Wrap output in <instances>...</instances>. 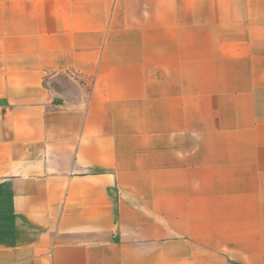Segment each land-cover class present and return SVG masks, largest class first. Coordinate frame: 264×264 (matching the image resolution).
<instances>
[{"label":"crops","instance_id":"obj_1","mask_svg":"<svg viewBox=\"0 0 264 264\" xmlns=\"http://www.w3.org/2000/svg\"><path fill=\"white\" fill-rule=\"evenodd\" d=\"M0 264H264V0H0Z\"/></svg>","mask_w":264,"mask_h":264}]
</instances>
